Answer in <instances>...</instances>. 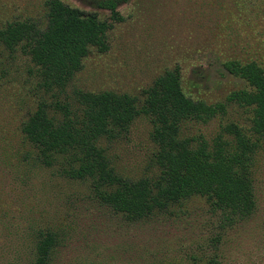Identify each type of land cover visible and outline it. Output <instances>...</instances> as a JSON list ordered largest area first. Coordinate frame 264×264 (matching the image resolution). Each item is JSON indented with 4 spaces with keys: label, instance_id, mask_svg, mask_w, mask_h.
Returning a JSON list of instances; mask_svg holds the SVG:
<instances>
[{
    "label": "rangeland",
    "instance_id": "1",
    "mask_svg": "<svg viewBox=\"0 0 264 264\" xmlns=\"http://www.w3.org/2000/svg\"><path fill=\"white\" fill-rule=\"evenodd\" d=\"M46 0H0V27L14 20L43 21ZM104 19L103 0H62ZM122 20L108 31V50H92L60 101L73 103V90L127 93L143 101V90L165 70L178 67L186 95L207 103L224 102L226 112L211 120L188 122L187 135L211 141L225 124L248 133L251 112L227 97L246 83L222 63L255 61L264 69V0H127L119 3ZM65 96L67 99H65ZM40 99L53 102L37 85L34 66L19 47L0 44V264H30L36 232L57 230L62 244L54 264H188L210 256L208 240L218 216L201 196H192L145 221L128 223L101 206L90 180L66 176L60 163L41 165L21 126ZM55 110V109H54ZM149 118L138 116L129 132L102 141L111 165L123 177L152 178ZM257 208L226 230L219 264H264V158L253 163Z\"/></svg>",
    "mask_w": 264,
    "mask_h": 264
},
{
    "label": "trees",
    "instance_id": "2",
    "mask_svg": "<svg viewBox=\"0 0 264 264\" xmlns=\"http://www.w3.org/2000/svg\"><path fill=\"white\" fill-rule=\"evenodd\" d=\"M124 1L100 2L98 6L109 11L102 19L95 11L46 0L43 21L14 20L0 27V44L10 51L19 47L33 63L39 88L54 98L38 101L21 133L41 165L60 163L67 177L90 180L98 203L128 223L145 221L192 196L204 197L218 216L219 230L208 240L210 256L203 264H219L226 230L250 219L257 208L252 170L259 152L264 158V69L255 61L222 63L228 74L247 85L233 91L227 101L248 108L251 125L248 133L229 122L211 141L203 134H185L184 125L223 114L226 103L186 95L178 67L165 70L143 90L141 105L135 96L111 90L75 89L73 103L60 101L83 59L92 50H108V31L122 20L118 5ZM140 115L152 126L157 174L133 179L114 170L102 141L126 135ZM36 233L30 264H54L63 238L49 228ZM189 260L188 264H198L195 255Z\"/></svg>",
    "mask_w": 264,
    "mask_h": 264
}]
</instances>
